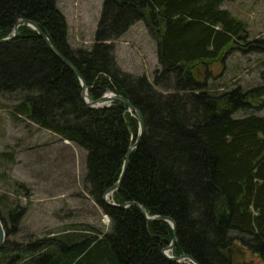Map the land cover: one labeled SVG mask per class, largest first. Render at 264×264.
<instances>
[{
    "label": "trees",
    "instance_id": "trees-1",
    "mask_svg": "<svg viewBox=\"0 0 264 264\" xmlns=\"http://www.w3.org/2000/svg\"><path fill=\"white\" fill-rule=\"evenodd\" d=\"M57 1L0 0V40L26 19L54 48L29 25H19L14 39L0 42V95L13 102L15 114L85 151L84 185L111 225L100 232L71 223L65 230L74 231L64 233L66 242L55 238L59 233L18 243L8 238L18 231L25 210L10 207L9 220L0 214L6 237L1 261L188 264L161 253L173 237L168 222L147 221L135 205L104 203L138 124L121 101L88 107L75 70L92 100L110 90L144 119V133L111 200L138 203L151 216L172 219L174 256L187 254L199 264H264V114H258L264 85L212 94L195 72L198 65L224 60L234 39L243 38V23L220 7L227 0H103L90 49L69 44ZM139 21L153 35L161 64L152 81L121 70L114 54L115 40ZM246 50L264 53V38ZM239 111L246 113L238 116Z\"/></svg>",
    "mask_w": 264,
    "mask_h": 264
},
{
    "label": "rangeland",
    "instance_id": "rangeland-1",
    "mask_svg": "<svg viewBox=\"0 0 264 264\" xmlns=\"http://www.w3.org/2000/svg\"><path fill=\"white\" fill-rule=\"evenodd\" d=\"M102 2L57 1L66 17L73 48L90 49ZM220 7L243 23L240 36L244 38L234 39L224 60L198 65L196 74L207 83L212 94L236 87L247 91L263 86L264 53L246 49L255 39L264 38V0H227ZM114 54L121 70L145 75L150 81L154 71L161 70L156 41L143 21L133 24L115 40ZM169 81L174 82L172 77ZM158 90L166 93L160 87ZM258 100L253 105L264 102V99ZM245 113L239 111L236 115ZM258 114H264V109ZM85 155L75 143L39 128L24 115L15 114L13 102L0 95V214L7 218L10 207L15 206L25 210L18 231L8 240L28 243L61 233L55 238L66 242L64 233L69 230L65 227L71 223L108 231L110 220L87 193L83 182ZM7 224L10 227V222ZM88 233L93 235L96 231L89 229ZM248 257L259 260L251 253ZM0 264L5 263L0 259Z\"/></svg>",
    "mask_w": 264,
    "mask_h": 264
},
{
    "label": "water",
    "instance_id": "water-1",
    "mask_svg": "<svg viewBox=\"0 0 264 264\" xmlns=\"http://www.w3.org/2000/svg\"><path fill=\"white\" fill-rule=\"evenodd\" d=\"M21 24H27L30 27H32L41 37H43L47 44L49 45V47L51 49H54L50 40L48 39V37L42 32V30L38 27V25L30 20H26V19H21L19 20L14 28L12 33L10 34V36L2 38L0 40V42H4V41H11L12 39H14L17 35H18V27ZM69 66L72 67V64L69 62L68 63ZM74 70V69H73ZM74 72L76 73L77 77L80 80V84H81V97L83 99V101L85 102V104L88 107L91 108H103V107H107L110 105L111 102L113 101H121L123 102L127 107H128V111L131 112L133 115H135L136 120H137V124H138V129H137V137L135 142L129 147L127 154L125 155V159L122 165V169H121V173L117 179V181L109 188L105 191L104 195H103V201L105 204L110 205V206H115V207H120V208H126L130 205H135L140 211L141 213L145 216L147 221H166L170 224L172 231H173V237L171 239L170 244L165 247L164 249H162L161 253L169 258L172 261L175 262H180V263H188V264H199L192 256L187 255V254H181L179 256H174L172 254H170V252L173 250L174 246H175V242H176V225L174 223V221L168 217H163V216H151L148 214V212L146 210H144V208L142 206H140L138 203H134V202H126L123 204H116L114 201H112L110 199V196L113 194V192H115L118 187L120 186V181L122 179V176L126 170V166L128 164V159L129 156L132 152V150L137 146L138 141L140 140V138L142 137L143 133H144V119L142 117V114L140 113L139 110H137L128 99H126L125 97H123L122 95H118L116 93H112L110 91H106L101 97H99L98 99L92 100L89 96V92H88V86L86 85L85 81L83 80V78L74 70ZM4 239H5V232L2 226V223L0 221V247L3 245L4 243Z\"/></svg>",
    "mask_w": 264,
    "mask_h": 264
},
{
    "label": "bare ground",
    "instance_id": "bare-ground-1",
    "mask_svg": "<svg viewBox=\"0 0 264 264\" xmlns=\"http://www.w3.org/2000/svg\"><path fill=\"white\" fill-rule=\"evenodd\" d=\"M243 37V36H242ZM244 38V37H243ZM106 219H108V217L106 216Z\"/></svg>",
    "mask_w": 264,
    "mask_h": 264
}]
</instances>
